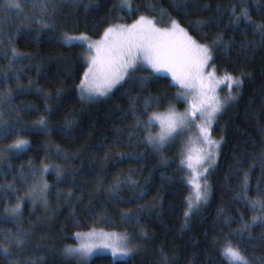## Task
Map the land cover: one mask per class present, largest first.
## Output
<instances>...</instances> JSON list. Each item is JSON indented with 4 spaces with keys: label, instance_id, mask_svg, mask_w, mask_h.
Returning <instances> with one entry per match:
<instances>
[{
    "label": "trees",
    "instance_id": "16d2710c",
    "mask_svg": "<svg viewBox=\"0 0 264 264\" xmlns=\"http://www.w3.org/2000/svg\"><path fill=\"white\" fill-rule=\"evenodd\" d=\"M56 2L62 7L57 10L53 29L38 33L37 25L21 27L18 19H14L10 27L0 26L3 33L0 36V49L14 47L29 57L15 65V68L22 69L19 84L28 89L29 82L34 83V87L25 94L16 95L14 103L32 105L36 109L11 113L13 120L17 116L21 120L15 127L30 130L15 132L0 139V149L17 139L30 142L26 151L12 155L0 166V185L14 183L21 189L12 194L0 188V194H3V202H0V230L15 227L10 218L5 219L3 209L14 206L16 197L25 195L28 185H20L18 180H13L21 168L28 175L31 168L39 169L45 164L61 165L66 172L76 170V175L74 179L65 175L63 181L58 182L55 172L50 171L38 173L35 181L29 180V184L39 181L52 185L47 195L48 208L45 209L40 198L35 208L32 201L25 202L20 217L21 226L28 229L33 225L32 235L23 252H16L8 260L42 258L40 264H82L76 257H65L63 250L76 244L75 233L100 228L119 234L127 233L132 237L131 244L136 250L125 259H114L109 254L94 255L85 264H164L165 256L170 264L173 261L175 264H221V258L212 244L213 238L221 229L228 231L229 227H239L241 215L244 220H251L252 216L258 214L242 200L233 198L241 192L243 174L249 173L250 190L247 195L250 198L257 197L258 184L264 190V158L260 155L261 145L264 144V134L261 132L264 128V44L260 43L261 37L255 34L251 25L243 20L236 23L232 14L234 6L237 15L240 8H247L254 23H264V0H187V3L185 0H133V9L139 6L134 14L113 10V5L118 4L119 0H91L94 7L88 11L82 5L77 8L71 0ZM89 2L82 0V4ZM150 2L156 3L155 12L145 7ZM174 2L181 5L179 11L173 7ZM160 8L181 21V26L187 28L200 43L222 34L225 41L232 42V47L228 49L227 55L217 53L216 59L212 61L213 67L236 77H240L241 73L248 74L243 77L244 85L239 99L219 117L212 133L215 139L223 135L225 144L216 170L207 177L211 185L210 199L191 217L187 228L184 227L183 213L187 208L185 198L189 197L190 186L185 179V167L181 170L180 166L184 155L182 141L178 139L163 153V158L170 161L167 167L159 166L161 157L147 152L143 145L125 143L114 146L116 130L127 128L132 123L131 119L121 121L118 118L119 112L129 107L128 96L124 93L127 91L135 95L140 89L125 85L106 101L101 99L94 104L82 103L76 86L87 66L84 63L86 47L66 46L61 42L65 32L69 35L87 33L92 39H98L109 24H131L140 15L155 17L160 21L158 27H165L169 21L167 17L161 19ZM185 12L188 14L185 15ZM196 20L207 21L203 32L190 26V22ZM17 28H20L19 32ZM9 34L15 37L11 44L5 39ZM6 68L7 61L0 58V72ZM136 75L148 76L149 73L138 72ZM170 81V76L162 73L141 92L142 99L138 102L141 108L143 97H161L160 106L150 108L144 119L152 112H165L170 106L177 110L184 109L185 102L177 100V94L182 93V90L178 85L170 86ZM16 83L15 80L0 83V91L9 86L15 89ZM57 90H60L59 96ZM46 106L52 110L50 115L45 112ZM8 116L5 112L6 120ZM41 116L48 119L47 133L31 129L33 122ZM66 119L77 121L70 134L61 131ZM151 131L155 133L156 126ZM101 144L104 148L99 147ZM57 145L64 150L60 156L56 154ZM49 146H52V150L46 151ZM108 148L113 153L136 151L146 154L139 162H117L104 159ZM64 154L69 159L65 160ZM129 169L133 170V178L140 185L143 186L147 181V194L143 199L133 203H117L109 198L107 192L97 191L98 178L107 186L117 174L126 176ZM69 192L73 193L71 200L65 199ZM128 195L127 191L121 193L125 200ZM220 208L224 209L225 215L234 217L236 222L225 227L221 222L222 217L217 218ZM85 209L91 211L86 212ZM124 212L138 216V222L124 220L121 217ZM102 215L109 219H100ZM261 231L264 229L255 227L253 235L258 236ZM253 244L257 242L244 241V245ZM249 252L260 255L264 253V247L257 246L255 252L250 248ZM0 264L8 262L0 257Z\"/></svg>",
    "mask_w": 264,
    "mask_h": 264
},
{
    "label": "snow or ice",
    "instance_id": "6c2138e0",
    "mask_svg": "<svg viewBox=\"0 0 264 264\" xmlns=\"http://www.w3.org/2000/svg\"><path fill=\"white\" fill-rule=\"evenodd\" d=\"M71 2L77 8L82 5L85 11L94 7L91 0L88 4H82V0H71ZM60 7L62 5L58 4L56 0H0V26L10 27L12 21L18 19L21 27L37 25L38 33L53 29L57 10ZM145 7L152 12L157 10V5L154 2L146 4ZM173 7L179 11L181 5L174 2ZM117 9L134 14V11L139 10V6L134 10L133 0H119L118 4L113 5V10ZM159 13L161 19L167 17L169 21L167 26L158 27L160 21L155 17L149 18L146 15H140L131 24H109L104 28L98 40H92L87 33L69 35L65 32L62 34L61 42L66 46L86 47L88 55L85 57L84 63L87 66L76 86L82 103L94 104L101 99L106 101L125 85L140 89V92L135 95H131L127 91L124 93L128 96L129 107L126 111L119 112L118 118L121 121L131 119L132 123L127 128L116 130L114 146L119 147L125 143L143 145L147 152L161 157L159 166L167 167L170 161L163 158V153L186 133L192 132L193 129L196 130V141L199 147L188 149L186 157L180 161L181 170L186 166L192 171V177L188 183L195 188V198L192 199L191 196L185 198L187 208L183 217L184 227L187 228L191 217L210 199L211 185L208 183L207 177L216 170L221 149L225 144L223 135L214 139L212 133L219 117L239 99L240 91L244 85L243 77L248 74L241 73L240 77L225 74L222 80L217 79V69L214 67L209 72L207 68L216 59L218 52L227 55L228 49L232 47V42L225 41L222 34H216L210 41L200 43L189 33L187 28L181 26V21L173 18L166 9L160 8ZM232 14L236 23L243 20L246 24L251 25L255 34L260 35V43L264 44V23H254L249 17L247 8H240L237 15L234 6ZM118 19H123V17H118ZM190 26L196 31L203 32L207 21L196 20L190 22ZM16 31L19 32L20 28H17ZM0 36H3L2 31H0ZM14 38L11 34L5 37L9 44ZM0 58L7 61V68L0 72V83L8 80L17 82L15 89L9 86L0 91V139H4L15 132L30 130L15 127L16 124L21 123V120L18 116L13 120L11 113L19 114L36 109L32 105L21 106L14 103L16 95H23L28 89L34 87L32 81L29 82L28 89L20 85L22 69L15 68L19 61L29 57L13 47L0 49ZM138 72H148L149 75L137 76ZM162 73L171 77L170 86L179 85L183 89L182 93L177 94V100L188 103L189 107L180 113L170 106L165 112H152L147 115V119H144L143 116L148 113L150 108L160 106L161 97H143L141 108L138 105L142 99L141 92L147 89L150 82H155V79ZM225 82L229 84L230 91L227 96L221 98L216 94V89ZM231 88L236 89L235 94L232 93ZM36 90L40 91V89ZM190 93H195V95L190 97L188 95ZM59 95L60 90H57V96ZM51 111L47 106L45 107V112L49 115ZM5 112L9 114L7 120ZM157 124L159 131L153 133L151 129ZM76 125V120L66 119L61 131H67L70 134ZM31 129L47 133L49 131L48 119L45 116L39 117L33 122ZM261 132L264 134V128L261 129ZM29 146L28 140L17 139L6 148L0 149V166H3L4 161L11 159L12 155H19L26 151ZM99 147L104 148V145L101 144ZM51 150L52 146L46 148V151ZM55 150L58 156L64 152L58 145L55 146ZM145 154V152L136 151L113 153L111 148H108L105 151L104 159H114L117 162L125 160L139 162ZM260 155L264 158V144L261 145ZM63 158L67 160L69 156L64 154ZM50 171L55 172L58 182H62L65 175H70L73 179L76 175L74 169L66 172L61 165L45 164L39 169L31 168L28 175L21 168L18 175L13 177L14 181L18 180L20 185H28V188L23 197H16L17 202L14 206L3 209L5 219L10 218L15 226L14 229L0 230V257H3L8 264H40L42 258H19L15 261H9L8 258L16 252L22 253L28 243V238L32 235L33 225H30L28 229L21 226L20 217L23 215L25 202L32 201L35 208L37 199L40 198L43 200L45 209L48 208L47 195L52 185L39 181L29 184V180L35 181L38 173ZM240 186L241 192L233 198L242 200L250 210L258 214L252 216L251 220H244L241 215L238 222L239 227L233 229L229 226L236 222L235 218L225 215L223 208L218 209L217 218L222 217L221 222L225 227H229V230L221 229L218 235L213 238L212 244L216 247L221 258V264H264V253L255 255L249 252L250 248L252 252H255L257 246L264 247V231H261L258 236L253 235L255 227L264 229V190H261L258 184L257 197L252 199L247 195L250 190L248 172L243 174ZM0 188L7 189L12 194L21 190L14 183L0 185ZM146 188L147 181L143 186L140 185L133 178L132 169H129L126 176L117 174L110 185L105 186L100 178L97 183V191L107 192L109 198L117 203H133L143 199L147 194ZM125 191L129 194L127 200L121 197V193ZM57 195L59 196V193ZM72 198L73 193H67L65 199L71 200ZM0 202H3V194H0ZM85 211L89 212L91 209H85ZM121 217L129 222H138L139 220V217L131 212L121 213ZM100 219L109 218L102 215ZM74 235L79 243L75 247L71 245L65 247L63 255L68 258L76 257L82 264H85L87 259L98 249L110 250L113 257H130L136 250L131 246L132 237L127 233L119 234L93 229L88 233L77 232ZM142 235L146 234L142 233ZM244 241H256L257 244L244 245ZM163 261L164 264H170L167 256L163 257ZM171 264H175V262L173 261Z\"/></svg>",
    "mask_w": 264,
    "mask_h": 264
},
{
    "label": "rangeland",
    "instance_id": "374dc122",
    "mask_svg": "<svg viewBox=\"0 0 264 264\" xmlns=\"http://www.w3.org/2000/svg\"><path fill=\"white\" fill-rule=\"evenodd\" d=\"M100 38V37H99ZM98 38V39H99ZM98 39H92V40H98ZM87 55H88V53H87ZM214 67H213V65H212V62L210 63V65L208 66V68H207V71H209V72H211L212 71V69H213ZM164 74V73H163ZM225 74H228V73H223V72H220V71H217L216 72V76H217V79H223L224 78V76H225ZM228 75H231V74H228ZM231 76H233V75H231ZM236 77V76H235ZM171 78V77H170ZM179 86V85H178ZM180 87V86H179ZM182 90V92H183V89H181ZM229 91H230V86H229V84L227 83V82H225V83H221L218 87H217V89H216V94L219 96V97H221V98H224L225 96H227L228 94H229ZM231 91H232V93L233 94H235L236 93V89L235 88H231ZM190 97L192 96V95H195V93H190V94H188ZM189 107V105H188V103H186L185 102V107H184V109H182V110H177V109H175L177 112H180V113H183L187 108ZM163 113V112H162ZM159 131V126H158V124L156 125V132H158ZM215 139V138H214ZM180 140L182 141V143H183V158H185L186 157V155H187V152H188V149H190V148H193V147H199V144H198V142L196 141V130L195 129H193V131L192 132H189V133H186L183 137H181L180 138ZM193 155H195L194 153H193ZM185 173H186V181H187V183H188V180L189 179H191V177H192V171L190 170V169H187V167L185 166ZM201 182H203V181H201ZM189 184V183H188ZM189 186H190V193H189V197L191 196V198L192 199H194L195 198V188L191 185V184H189ZM91 230H93V229H91ZM91 230H89V231H85V232H80V233H82V234H84V233H88V232H90ZM95 230L96 231H104V232H114V231H109V230H104V229H100V228H95ZM114 233H116V232H114ZM79 243V241L76 239V244L74 245V247L75 246H77V244ZM131 246L135 249V246H133L132 244H131ZM98 254H109L112 258H114V259H125V258H128V257H121V256H117V257H113L112 256V254H111V251L110 250H108V249H98V250H96L95 252H94V254L92 255V256H94V255H98ZM92 256H90L88 259H87V261L92 257ZM78 261H80L78 258H76ZM86 261V262H87ZM81 262V261H80Z\"/></svg>",
    "mask_w": 264,
    "mask_h": 264
}]
</instances>
